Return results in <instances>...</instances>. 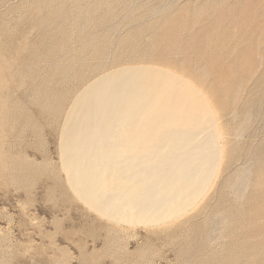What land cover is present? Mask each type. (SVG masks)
Returning <instances> with one entry per match:
<instances>
[{"label":"rangeland","instance_id":"374dc122","mask_svg":"<svg viewBox=\"0 0 264 264\" xmlns=\"http://www.w3.org/2000/svg\"><path fill=\"white\" fill-rule=\"evenodd\" d=\"M117 3L0 0V264H264V0ZM139 66L215 120L211 180L162 223L110 213L114 175L83 190L63 146L74 98Z\"/></svg>","mask_w":264,"mask_h":264},{"label":"bare ground","instance_id":"6f19581e","mask_svg":"<svg viewBox=\"0 0 264 264\" xmlns=\"http://www.w3.org/2000/svg\"><path fill=\"white\" fill-rule=\"evenodd\" d=\"M132 1L118 3L127 7ZM193 94L143 66L122 68L89 84L74 98L62 128L66 163L78 185L83 190L93 185L89 179L95 171L113 174L100 190V201L129 223L166 222L194 204L197 182L211 180L214 169L207 163H214L219 151L212 113ZM100 98L105 103L98 104Z\"/></svg>","mask_w":264,"mask_h":264}]
</instances>
